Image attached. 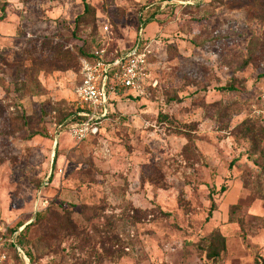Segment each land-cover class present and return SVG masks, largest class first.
<instances>
[{
	"label": "rangeland",
	"instance_id": "374dc122",
	"mask_svg": "<svg viewBox=\"0 0 264 264\" xmlns=\"http://www.w3.org/2000/svg\"><path fill=\"white\" fill-rule=\"evenodd\" d=\"M162 1L0 0V236L33 222L18 237L30 264L264 255V0ZM84 3L96 19L75 28ZM151 14L143 94L75 141L80 51L129 48ZM4 264L24 262L10 249Z\"/></svg>",
	"mask_w": 264,
	"mask_h": 264
},
{
	"label": "built area",
	"instance_id": "2783aa9c",
	"mask_svg": "<svg viewBox=\"0 0 264 264\" xmlns=\"http://www.w3.org/2000/svg\"><path fill=\"white\" fill-rule=\"evenodd\" d=\"M107 29L104 25L103 30ZM151 56V42L145 38L144 27L141 26L128 49L109 52L101 48L92 53V60L80 58L79 82L74 88V96L77 102L75 115L82 120L69 125L70 136L75 141L80 142L97 135L102 121L114 113L115 102L125 94H143L145 84L150 79ZM261 98L264 102V92ZM260 116L264 122V107L260 109ZM21 229L8 238L0 236V264L6 261L10 246L24 264H30L26 251L17 241Z\"/></svg>",
	"mask_w": 264,
	"mask_h": 264
},
{
	"label": "trees",
	"instance_id": "16d2710c",
	"mask_svg": "<svg viewBox=\"0 0 264 264\" xmlns=\"http://www.w3.org/2000/svg\"><path fill=\"white\" fill-rule=\"evenodd\" d=\"M163 1H169V0H163ZM1 11L3 12L2 15H4V11H5L4 10V6L1 7ZM154 17H155V14H151V15L147 16V18H144V24L147 25V24L151 23L154 20ZM95 19L96 18H95V10H94V8L92 6H90V4L84 3L83 12L81 14H79L76 17V19H75V23H76V27L75 28H78L82 23H91V22H94ZM80 55H81V58H86L88 60H92V54L90 52L81 50L80 51ZM149 61H150V59H149ZM56 63H58L59 66H61L63 68H66V67H69V65L71 63V59L66 58V57L59 58ZM78 72H79V64H78L77 72H76V75H77L76 77L78 79L77 81L79 82ZM218 89L220 91H222V92H232V91H236L237 90V88L235 86H233L232 84H229V85H226V86H221ZM68 120H69V123L68 124L70 125L72 123L81 121L82 119L79 118V117H76L75 110H74L73 112L70 113V116H69ZM224 188H225V186H222L221 187V190H224ZM214 207H215V204L212 203L211 204V207H210V211H212L214 209ZM65 213H66V216H65V224H66L67 227H69V229H72L73 228V225L70 222V217L68 215L69 213L67 211H65ZM40 215H41V212L36 213V215H35V221H37L39 219ZM32 223L33 222H31L29 224H26L18 232L17 241H18L19 244H20V242H19L18 237H20V234L22 233V231H24L26 233L29 230V228L32 225ZM10 249L13 250V251H15L11 246H10ZM10 249H8V251ZM222 250H224V238L220 234H216L213 239H211V240L208 241L206 255H207V257L209 259L215 260L219 256V252L222 251ZM26 255L28 256V258L31 261L30 254L28 252H26ZM254 264H264V255L258 257L255 260Z\"/></svg>",
	"mask_w": 264,
	"mask_h": 264
},
{
	"label": "crops",
	"instance_id": "0c3cea01",
	"mask_svg": "<svg viewBox=\"0 0 264 264\" xmlns=\"http://www.w3.org/2000/svg\"><path fill=\"white\" fill-rule=\"evenodd\" d=\"M152 25H153V23H149V24H147L146 27L144 28V31H145V30H149V27L152 26ZM144 36H145V38H147L150 42L152 41V40H150V39L145 35V33H144ZM133 42H134V41H133ZM132 44H133V43H132ZM132 44H131V45H132ZM127 49H128V48H127ZM124 50H125V49H124ZM119 51H120V50H119Z\"/></svg>",
	"mask_w": 264,
	"mask_h": 264
}]
</instances>
